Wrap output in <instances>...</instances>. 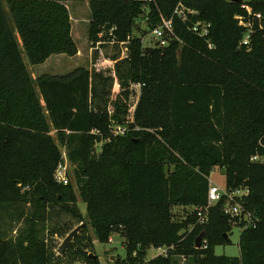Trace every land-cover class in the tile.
Listing matches in <instances>:
<instances>
[{
  "label": "trees",
  "instance_id": "obj_1",
  "mask_svg": "<svg viewBox=\"0 0 264 264\" xmlns=\"http://www.w3.org/2000/svg\"><path fill=\"white\" fill-rule=\"evenodd\" d=\"M81 1L0 0V264H100L90 256L88 225L99 243L121 235L125 257L114 264H178L177 258L264 264V162L251 161L264 157V0H89L88 41L127 43L116 75L126 92L141 86L132 122L123 119L129 106L118 100L109 116L108 92L98 95L92 86L105 83L101 74L78 69L34 81L27 71L22 52L33 66L77 54L66 3ZM178 4L195 13L188 22L172 17ZM144 5L147 27L160 15L172 17L177 41L144 48V31L132 36ZM196 21L210 24L212 48L190 32ZM112 121L126 126L124 135L112 134ZM60 147L74 186L54 179ZM215 167L226 191L246 192L234 201L252 214L254 226L233 224L222 212L224 197L204 224H196L194 213H173L206 205ZM61 217L84 225L59 256L53 237L73 229L60 227ZM20 221L8 236L6 229ZM233 226L241 228L239 256L215 255L217 246L230 244ZM151 248H166V255L146 261Z\"/></svg>",
  "mask_w": 264,
  "mask_h": 264
},
{
  "label": "rangeland",
  "instance_id": "obj_2",
  "mask_svg": "<svg viewBox=\"0 0 264 264\" xmlns=\"http://www.w3.org/2000/svg\"><path fill=\"white\" fill-rule=\"evenodd\" d=\"M88 1L89 0L66 3V6L69 9L70 15L72 17V38L78 50L75 56L68 57L65 55H52L43 64L34 66L28 63L27 58L25 57L23 52L22 58L30 77L34 81L42 75L59 77L68 75L69 73L75 72L78 69L87 70L91 76L96 73L101 74L104 78L103 80L105 83L103 85H96L94 82H92V86L97 88L99 87L101 93L99 91L98 95L103 96V92H108L107 110L110 116L116 112V100H118L120 104L125 103V105L128 107L132 105L133 101L136 98V93L135 89L133 88V85H129L126 92V89L121 88V85L116 75V65L122 62L127 57V43H115L110 39H105L102 37H98L99 39L94 43L88 41L87 31L90 19ZM242 1L247 2L249 0ZM73 6H79V9L74 10ZM142 10V15L135 19V27L132 30V36H140L141 33L144 31V36L142 37V46L144 48H152L156 45V39L151 34L152 30L147 27L146 16L149 12L147 5H144L142 7ZM35 90L40 102L42 103L37 87L35 88ZM120 117L122 118V116L119 114L118 118ZM127 118L128 117L126 113V115L123 116V119L126 120ZM50 135L55 141V133L53 130H51ZM95 149L96 152H99L100 145H96ZM59 150L61 152L62 162H66L68 164V177L70 179L71 184L74 186L73 167L67 161L65 150L62 147H60ZM209 181L214 186H217L220 189H225V178L223 175V171L219 168L215 167L212 169L209 176ZM76 195L78 196L77 192ZM77 206L84 219L85 205L81 203L79 197H77ZM189 208L190 207H174L173 213L176 216L181 217L183 216L184 212L190 211ZM4 220L8 222V218L5 217ZM65 223L73 229L75 228L74 221L69 222L67 221V217H61L59 223L60 227H63V224ZM14 224L15 223H12L11 230H9V228L6 229V233L10 237L14 236L16 230L21 227L22 221L18 222L16 225ZM87 233L92 239V253L98 257L100 264H114L116 260L123 259L125 257V247L123 244V238L119 233H113L108 243L97 242L89 225L87 226ZM240 234L241 228L233 226L229 235L230 244L224 246H217L214 249L215 255H225L230 257L239 256L238 240ZM63 239L59 237H53L52 241L54 242V244L59 246ZM155 256L156 251L151 248L148 250L145 260L148 261L149 259ZM177 262L178 264H189V262L186 261L184 258H177Z\"/></svg>",
  "mask_w": 264,
  "mask_h": 264
},
{
  "label": "built area",
  "instance_id": "obj_3",
  "mask_svg": "<svg viewBox=\"0 0 264 264\" xmlns=\"http://www.w3.org/2000/svg\"><path fill=\"white\" fill-rule=\"evenodd\" d=\"M135 1H142V2H152L153 0H135ZM242 8L246 9L248 13H250V9L246 6H242ZM189 15H195L193 11H188L182 8L179 4L174 8L172 12V17H176L182 22H188L189 21ZM172 17L171 18H164L161 15L159 16V23L152 29L151 34L156 39V47H165L169 44L171 40H178V38L174 34L173 30V24H172ZM260 16L256 15V19H259ZM242 26H245L247 28V24H242ZM189 30L191 33H193L195 36L206 40V43L209 48H212V44L209 39V30H210V24L203 21H196L191 23ZM249 35L248 32L245 33L242 43L246 45L248 43ZM125 44V43H121ZM140 85L136 84L133 85V88L135 89L136 98L133 101L132 105L129 106V109L127 110V119L126 122H132L133 121V114L135 110V106L140 94ZM111 132L114 136L117 135H124L126 132V126H120L116 124L114 121L111 122ZM251 161L253 162H264V157H258L254 156L251 158ZM69 171H68V164L66 162H61L57 166L55 173H54V179L57 183L62 185H68L70 183V179L68 177ZM246 192L235 190V191H226L225 189H220L217 186H214L209 181V187L207 192V203L203 207H190L189 212L194 213L196 216V224H204L207 220V211L208 209L215 205L219 200L224 197L225 202L222 208V212L225 216L230 218V220H233V224H238L240 222H243L244 227H247L249 225L254 226L255 220L252 216V214L246 210L237 202L234 201V198L236 196H241V194H245ZM156 251V256H165L166 255V248H157L154 249ZM155 256V257H156Z\"/></svg>",
  "mask_w": 264,
  "mask_h": 264
},
{
  "label": "water",
  "instance_id": "obj_4",
  "mask_svg": "<svg viewBox=\"0 0 264 264\" xmlns=\"http://www.w3.org/2000/svg\"><path fill=\"white\" fill-rule=\"evenodd\" d=\"M231 2H236V3H241L242 0H230ZM83 223L79 224L78 226H76L74 229H72L63 239V241L61 242V244L58 246L56 253L59 256H62L65 252V250L70 246L72 240L74 239V237L79 233V231L82 229L83 227ZM202 240V234H200L197 238H196V245L195 248H199L200 247V242ZM93 259H96L95 255H90Z\"/></svg>",
  "mask_w": 264,
  "mask_h": 264
},
{
  "label": "crops",
  "instance_id": "obj_5",
  "mask_svg": "<svg viewBox=\"0 0 264 264\" xmlns=\"http://www.w3.org/2000/svg\"><path fill=\"white\" fill-rule=\"evenodd\" d=\"M73 7H74V10H78L79 9V6H73ZM68 11H69V9H68ZM69 15H70V11H69ZM70 20H71V36H72L73 26H72V17H71V15H70ZM57 56H63V55H57Z\"/></svg>",
  "mask_w": 264,
  "mask_h": 264
}]
</instances>
